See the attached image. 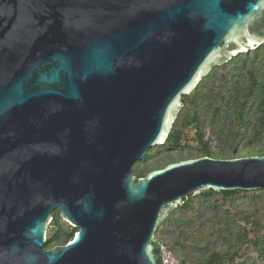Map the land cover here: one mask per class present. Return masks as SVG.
<instances>
[{
	"label": "water",
	"instance_id": "obj_1",
	"mask_svg": "<svg viewBox=\"0 0 264 264\" xmlns=\"http://www.w3.org/2000/svg\"><path fill=\"white\" fill-rule=\"evenodd\" d=\"M264 43V0H0V264H166L191 195L264 188V155L137 177L215 66ZM59 209L76 228L46 248Z\"/></svg>",
	"mask_w": 264,
	"mask_h": 264
},
{
	"label": "rangeland",
	"instance_id": "obj_2",
	"mask_svg": "<svg viewBox=\"0 0 264 264\" xmlns=\"http://www.w3.org/2000/svg\"><path fill=\"white\" fill-rule=\"evenodd\" d=\"M252 52L253 50L249 52L251 55L246 58L247 62L242 59L215 66L198 84L201 102L204 105L199 111L200 127L209 136L210 145L222 153L224 158L239 157L250 150L264 148V127L261 128V138L254 140L255 126L259 123L258 118L261 115L258 98L248 101L242 122L238 116L239 103L245 100L244 93L251 84L248 73L251 64L255 65L257 80L264 84V55L260 53L255 56ZM261 89V87L257 89V95ZM216 108H219L217 114H215ZM189 109V103H184L178 117H183ZM236 129L241 130L242 135L235 139L232 134ZM186 132L191 139L190 144L197 145L194 141L195 128H189ZM232 147L235 148L234 151ZM196 154L197 148L190 150L183 147L180 149L159 148L148 157L146 154L143 161H136L133 166L134 173L137 176L141 173L146 175L151 170L173 162V158L187 159ZM187 200L190 209L182 210L180 206L174 208L156 232L158 238L161 235L169 243L180 238L184 245L178 248L180 262L186 257L188 263L196 264L199 258L208 256L214 250L233 252L239 249L240 258H258L252 242L246 240L239 244V238L245 226L252 231L249 237L253 238L256 234L258 239L264 238V192L255 189L233 196L232 205L224 200L220 191L212 196H204L201 192L191 195ZM228 207H231V211L227 209ZM59 213V209L53 211L55 219ZM245 215L256 219V225L259 224L254 231L255 224L247 222L246 224L243 219ZM226 220L227 223H225ZM59 222L63 226L59 244H64L69 239L68 232L74 234L76 228L64 219H59ZM49 234L50 228L47 230V237Z\"/></svg>",
	"mask_w": 264,
	"mask_h": 264
},
{
	"label": "trees",
	"instance_id": "obj_3",
	"mask_svg": "<svg viewBox=\"0 0 264 264\" xmlns=\"http://www.w3.org/2000/svg\"><path fill=\"white\" fill-rule=\"evenodd\" d=\"M263 54L264 55V43L261 44L258 48L254 49L252 54L257 56L258 54ZM251 54L249 52H245L244 54H240L237 57H234L232 60H230L231 63H234L237 60H242L244 59L245 62H247V59ZM248 73L251 78V84L249 88L246 90L244 93L245 95V100L239 103V110H238V116L241 119V122L243 121L244 114L247 110L248 107V101L253 99V98H258V107L259 110L261 111V115L258 118L259 123L255 126V135H254V140H259L261 138V128L264 127V84L260 83L257 80L256 77V71H255V65L251 64L250 67L248 68ZM262 88L260 90L259 95H257V89ZM217 94L220 95L219 92ZM184 103H189L190 109L185 113L183 117H177V119L174 122L172 131L170 132L167 140L163 144H157L153 148H151L146 157L151 155L152 152L157 151L159 148H172V149H180L183 147L184 149H192V148H197V154L193 155L194 157H199V156H212V157H222V153L217 151L214 147L210 145V138L209 136L203 132L201 129V121H200V116H199V111L200 109L204 106L203 103L201 102V97H200V86L195 88L192 94H187L183 96ZM219 112V108L215 109V114ZM194 127L196 130L195 136H194V141L197 142V145H192L190 144L189 135L186 132L189 128ZM233 137L236 139L242 135L241 130L236 129L233 131ZM232 150L234 151L235 148L232 147ZM234 153V152H233ZM264 155V148L259 149V150H250L249 152L244 153L243 155ZM145 157V158H146ZM143 158L142 161L145 159ZM177 158H173V162L176 161ZM145 176V173H141L137 177H142ZM260 191L264 192V188L259 189ZM249 190H234V191H221L223 194V198L225 201H229L231 205L233 204V201H231V198L234 196H238L239 194L242 193H248ZM217 191L214 190L213 188H209L205 191L202 192L204 196H212L216 193ZM180 208L182 210H189L190 209V204L189 201L186 199L185 203L183 205H180ZM229 211H231V207L227 208ZM59 219H62L60 213L58 214L57 218H53L52 222L50 223V234L47 237V242H46V248H52L56 244L60 243V239L62 238L61 231L63 229V226L60 224ZM244 222L246 223H254L255 226L253 228V231L257 228L259 224L256 225L257 221L256 219L250 218L248 215L243 216ZM254 221V222H253ZM165 220L163 221V223ZM228 221L226 220L225 223ZM246 223V224H247ZM72 226V225H71ZM182 233H184L182 231ZM249 234H252V231L249 230L247 226H245L243 232L240 234V243H243L246 240H249L252 242V247L257 251L258 253V258L257 259H250V258H240V251L239 249H236L235 251L231 250H225V251H220V250H214L212 251L208 256L201 257L197 261L196 264H264V238L263 239H258V236L255 234V236L249 237ZM74 234L71 232H68L69 238H72ZM160 240L163 241L164 245L171 250L176 258L178 259L179 252L178 248L183 247L184 245L181 243L179 240L180 238H177L173 240L171 243L166 242L160 235ZM210 241V240H208ZM184 257L180 264H190L188 261H186ZM242 259V260H241ZM250 259V260H249ZM179 260V259H178Z\"/></svg>",
	"mask_w": 264,
	"mask_h": 264
},
{
	"label": "built area",
	"instance_id": "obj_4",
	"mask_svg": "<svg viewBox=\"0 0 264 264\" xmlns=\"http://www.w3.org/2000/svg\"><path fill=\"white\" fill-rule=\"evenodd\" d=\"M177 160H181V158H177ZM164 251V261L166 264H180L179 260L176 258L174 253L169 250L166 246L163 248Z\"/></svg>",
	"mask_w": 264,
	"mask_h": 264
},
{
	"label": "bare ground",
	"instance_id": "obj_5",
	"mask_svg": "<svg viewBox=\"0 0 264 264\" xmlns=\"http://www.w3.org/2000/svg\"><path fill=\"white\" fill-rule=\"evenodd\" d=\"M147 153H148V152H147ZM147 153H146V154H147ZM146 154H145V155H146ZM189 158H192V157H187V159H189Z\"/></svg>",
	"mask_w": 264,
	"mask_h": 264
},
{
	"label": "clouds",
	"instance_id": "obj_6",
	"mask_svg": "<svg viewBox=\"0 0 264 264\" xmlns=\"http://www.w3.org/2000/svg\"><path fill=\"white\" fill-rule=\"evenodd\" d=\"M176 161H178V160H176Z\"/></svg>",
	"mask_w": 264,
	"mask_h": 264
}]
</instances>
